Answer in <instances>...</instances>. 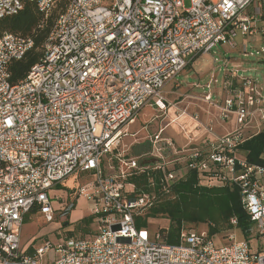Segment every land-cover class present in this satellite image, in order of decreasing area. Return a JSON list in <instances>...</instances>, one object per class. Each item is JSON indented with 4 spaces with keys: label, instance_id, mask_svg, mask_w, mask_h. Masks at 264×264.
<instances>
[{
    "label": "built area",
    "instance_id": "2783aa9c",
    "mask_svg": "<svg viewBox=\"0 0 264 264\" xmlns=\"http://www.w3.org/2000/svg\"><path fill=\"white\" fill-rule=\"evenodd\" d=\"M27 1L0 0V21ZM30 1L48 15L58 0ZM183 2L69 0L41 61L18 84L11 81V64L34 40L0 37V264H264V152L261 162L239 155L246 141L264 131V83L230 68L224 56L222 100L212 92L217 78L194 98L205 103L210 120L186 106L156 132L132 134L135 142L120 149L142 109L166 115L179 104L168 101L164 88L193 57L221 44L264 61V47L254 51L238 43L240 36L264 39V4L250 10L256 0H191L189 8ZM180 117L208 136L202 145L194 139L179 145L164 134ZM214 118L235 126L218 134ZM181 126L189 130L187 123ZM146 142L150 150L134 156L132 147ZM151 158L158 161L141 165ZM150 170L161 173L164 190L192 172L208 186L238 188L250 219L244 237L238 238L236 217L225 244L206 231L184 228L178 243H167L160 232L151 237L139 229L137 216L152 207L155 195L136 192L129 178ZM76 172L93 178L73 198L51 196ZM81 197L98 221L94 236L63 231L58 243L22 245L28 213L39 211L47 222L65 220Z\"/></svg>",
    "mask_w": 264,
    "mask_h": 264
},
{
    "label": "rangeland",
    "instance_id": "374dc122",
    "mask_svg": "<svg viewBox=\"0 0 264 264\" xmlns=\"http://www.w3.org/2000/svg\"><path fill=\"white\" fill-rule=\"evenodd\" d=\"M185 6H191V0H184ZM253 9V6L250 7V10ZM240 37V42H241ZM252 50L260 49L264 47L263 42H258L253 45ZM224 56L232 57L233 60H230V68H239L241 74L252 76L256 78L260 83H264V61L260 60L258 56H248L246 57L241 51L240 47L236 49H230L219 45L214 48L210 54H204L196 57L193 62L187 66L182 72L169 82L164 88V95L168 98V101L177 103L181 100V103L177 104L174 107H171L166 115L161 114L155 107H147L142 109L139 113L136 122L130 126V135L123 139V143L120 144L121 151H125V144L130 146L135 142L136 137L144 138L147 132H152L160 124H167L173 118H175L180 110L188 106L189 112L193 113L194 109L198 107V103L201 106H204V102L200 100H195L197 96L204 94V88L208 82L218 79V83L212 84V92L217 101H221L223 98V81L225 79L226 71L224 69ZM215 57H218V61L215 62ZM214 78V79H213ZM200 83L201 86H194L195 84ZM179 84L177 87L176 85ZM190 94L191 97H187ZM181 97V98H180ZM194 99V100H193ZM206 107V106H205ZM198 110V109H196ZM187 118H181L179 120L173 121L166 129L165 135H170L175 139L179 145H185L189 140L190 130H184L182 124L187 123ZM226 127L232 128L234 126V121L230 120L225 122ZM138 133L137 136L132 134ZM93 178V175L90 173H81L76 172L69 178H67L61 185L54 187L51 190V196L54 194H60L64 197L68 193H71L77 190L80 185H83L90 181ZM72 194V193H71ZM153 197L154 191L148 193ZM70 197H72L70 195ZM156 200V199H155ZM155 203V202H154ZM208 206L201 205L198 200H190L187 203V208L193 214H196L200 211H203V208L206 207L207 213H212ZM151 208V207H150ZM146 209V212L150 210ZM145 212V213H146ZM65 223V224H64ZM169 225V219L163 216L150 217L148 220V226L146 229L150 231L151 237H154L156 231H159L161 228L167 227ZM62 227V228H61ZM183 228L186 230H195V231H206L208 232L209 224L208 223H198L194 224L188 221H183ZM63 231H72L73 235L81 238H89L94 236L98 231V221L90 213L88 203L86 200L81 197L76 202V208L73 210L71 216L65 220L56 219L53 222H47L45 217L39 211H31L27 214L25 222L22 227V245L25 248H31L38 246L44 243L46 240H50L54 243H58L62 239ZM227 232H222L217 235V242L219 244H225L229 240L227 239ZM237 235L239 238L242 237L240 230H237Z\"/></svg>",
    "mask_w": 264,
    "mask_h": 264
},
{
    "label": "trees",
    "instance_id": "16d2710c",
    "mask_svg": "<svg viewBox=\"0 0 264 264\" xmlns=\"http://www.w3.org/2000/svg\"><path fill=\"white\" fill-rule=\"evenodd\" d=\"M69 0H58L54 3L48 15H45L35 2L28 0L23 10L16 15L5 16L0 21V37L7 33L31 37L34 46L19 60L12 62L10 67L11 81L18 84L27 77L31 68L43 57L45 43L52 33L59 16L66 10ZM247 150L250 161L261 162L264 152V131L255 135L243 145ZM129 182L134 185L136 192L149 193L154 191L155 203L148 212L137 216L139 229L148 226L150 217L163 216L169 219V225L159 231L167 243H178L183 228V221L194 224L208 223L210 235L220 234L232 229L231 218L238 219V227L246 233L250 219L246 213L238 188L230 186H208L200 182L197 172H192L183 181H179L168 190H164L161 173L150 170L133 175ZM190 200H198L203 206L210 204L212 213L203 211L193 214L187 208ZM188 230V229H187ZM73 235L72 231L69 232Z\"/></svg>",
    "mask_w": 264,
    "mask_h": 264
},
{
    "label": "crops",
    "instance_id": "0c3cea01",
    "mask_svg": "<svg viewBox=\"0 0 264 264\" xmlns=\"http://www.w3.org/2000/svg\"><path fill=\"white\" fill-rule=\"evenodd\" d=\"M256 4H264V0H256V2L254 3V5H253V7H255L256 6ZM240 37H242L241 38V42H240ZM239 38H238V43L241 45L242 43H247L249 46H253L255 43H258V42H263L264 41V39L262 38V37H256L255 39H253V40H251L250 41V39H248V38H244L243 36H240ZM264 43V42H263ZM196 57H198V56H196ZM196 57H193L192 58V60H191V62H190V64L193 62V60L196 58ZM260 59V58H259ZM226 60H227V62L229 63L230 62V60H233V58L232 57H227L226 58ZM260 60H262V59H260ZM263 61V60H262ZM189 64V65H190ZM188 65V66H189ZM181 98V97H180ZM178 103H181V100L180 101H178ZM198 105V107L196 108V109H198V110H196V109H194V111H199V112H201L200 114L202 115V118H203V120H205V121H208V120H210V118H209V114L207 115L206 114V111H204L205 110V103H204V106H201L199 103L197 104ZM186 107V106H185ZM187 107H189V105L187 106ZM187 125H188V127H189V130H190V133H189V140L185 143V144H187L188 142H190L192 139H194V141L196 142V144H200V145H202L203 143H204V141L208 138V136L207 135H204V134H202V133H199V131H197V130H195L194 128H195V124H194V122H192V120H190V119H187ZM214 124H215V130H216V132L218 133V134H223V133H225L226 131H229V130H231V129H233L234 128V126L232 127V128H229V127H226L227 126V124L225 123V122H220L218 119H216V118H214ZM160 126V125H159ZM159 126L158 127H156L152 132H147V134L148 133H153V132H156L157 130H158V128H159ZM188 130V131H189ZM168 136L169 137H171L169 134H168ZM175 140V139H174ZM176 141V140H175ZM176 143L178 144V142L176 141ZM247 153V150L246 149H244L243 148V146H241V149H240V151H239V155H241V156H245V154ZM72 193V194H71ZM71 193H68L67 194V196L68 197H70V195L72 196L71 198H73V196L75 195L74 194V191L73 192H71ZM80 198H78V199H76V202L79 200ZM85 199V198H84ZM86 200V199H85ZM87 201V200H86ZM88 203V202H87ZM89 205V204H88ZM76 208V207H75ZM73 212V211H72ZM72 214V213H71ZM71 216V215H70ZM65 224V223H64ZM232 229H233V227H232ZM232 229H230L229 230V232L232 230ZM237 230H240V232L242 233V237H244V234H243V231L238 227V229ZM237 230H236V232H237ZM228 232V233H229ZM217 235L218 234H216V235H213V236H216L217 237ZM241 237V238H242ZM239 238V237H238ZM241 238H239V239H241Z\"/></svg>",
    "mask_w": 264,
    "mask_h": 264
},
{
    "label": "water",
    "instance_id": "95a60500",
    "mask_svg": "<svg viewBox=\"0 0 264 264\" xmlns=\"http://www.w3.org/2000/svg\"><path fill=\"white\" fill-rule=\"evenodd\" d=\"M150 142H146V143H139L136 144L132 147V153L134 156H141L143 155L145 152L150 150ZM158 160L156 158H151V159H144L141 162L142 166L145 165H149V164H155Z\"/></svg>",
    "mask_w": 264,
    "mask_h": 264
}]
</instances>
